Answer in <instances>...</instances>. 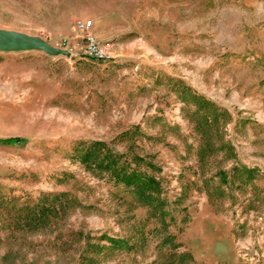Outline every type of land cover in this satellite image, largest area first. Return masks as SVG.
I'll use <instances>...</instances> for the list:
<instances>
[{"label": "rangeland", "instance_id": "1", "mask_svg": "<svg viewBox=\"0 0 264 264\" xmlns=\"http://www.w3.org/2000/svg\"><path fill=\"white\" fill-rule=\"evenodd\" d=\"M78 20L108 61L80 54ZM0 30L76 46L0 52V140H26L0 144V264H264V0H0ZM184 88L228 120L208 125ZM90 141L160 168L141 170L165 214L77 162ZM59 192L80 205L26 224Z\"/></svg>", "mask_w": 264, "mask_h": 264}, {"label": "trees", "instance_id": "2", "mask_svg": "<svg viewBox=\"0 0 264 264\" xmlns=\"http://www.w3.org/2000/svg\"><path fill=\"white\" fill-rule=\"evenodd\" d=\"M184 95L191 96L193 102L198 106L196 113L200 111L204 113L203 118L210 126H217L221 120H228V114L214 103L206 100L204 97L193 93L189 88H184ZM184 96V97H185ZM140 131V126H136L134 131H126L121 135V140L130 139ZM26 142L25 139L10 138L0 140L3 146L21 145ZM74 158L77 162L85 167L87 171H92L97 174H108L114 180L117 186H122L132 192L139 202L152 208L156 214L159 212L164 215L166 202L162 198L161 182L153 175L141 170L142 167L152 171L160 172L155 164L148 162L145 157L132 156L125 154H117L106 142L90 141L80 142L74 149ZM248 174L247 182L251 181L255 170L244 166H234L233 175L239 171ZM222 181L228 183V175L226 172L219 173ZM52 196V197H51ZM52 203H49V201ZM60 201V206L70 202H75L80 205L77 199L69 196L67 192L45 193L43 194L34 208V213L27 218L26 224H33L35 228L46 226L52 217L59 214L61 207L57 208L55 203ZM113 244H118L120 241L115 238H110Z\"/></svg>", "mask_w": 264, "mask_h": 264}, {"label": "water", "instance_id": "3", "mask_svg": "<svg viewBox=\"0 0 264 264\" xmlns=\"http://www.w3.org/2000/svg\"><path fill=\"white\" fill-rule=\"evenodd\" d=\"M39 51L49 56H68L71 53L66 50L52 47L46 41L30 37L23 33L0 30V52H32Z\"/></svg>", "mask_w": 264, "mask_h": 264}, {"label": "built area", "instance_id": "4", "mask_svg": "<svg viewBox=\"0 0 264 264\" xmlns=\"http://www.w3.org/2000/svg\"><path fill=\"white\" fill-rule=\"evenodd\" d=\"M77 32L82 34L81 41L76 46L79 47L80 54L86 58L99 62H106L111 56L106 52L102 44L93 33L94 23L92 20H78L75 24ZM76 46L63 42L60 49L69 51L73 56V50Z\"/></svg>", "mask_w": 264, "mask_h": 264}]
</instances>
